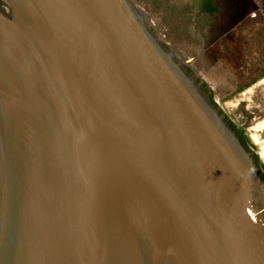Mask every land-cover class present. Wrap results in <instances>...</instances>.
I'll return each instance as SVG.
<instances>
[{
    "label": "water",
    "instance_id": "water-1",
    "mask_svg": "<svg viewBox=\"0 0 264 264\" xmlns=\"http://www.w3.org/2000/svg\"><path fill=\"white\" fill-rule=\"evenodd\" d=\"M0 264H264V178L134 0H0Z\"/></svg>",
    "mask_w": 264,
    "mask_h": 264
},
{
    "label": "rangeland",
    "instance_id": "rangeland-1",
    "mask_svg": "<svg viewBox=\"0 0 264 264\" xmlns=\"http://www.w3.org/2000/svg\"><path fill=\"white\" fill-rule=\"evenodd\" d=\"M134 1L148 14L152 28L163 42L174 47L185 64L211 88L215 104L242 128L259 153V147L249 135L251 127L264 118V84L256 86L257 80L241 90L237 87L242 85L246 64L254 61L256 55H264V38H258L255 28L264 21V0H216L222 4L221 16L232 14L230 18L237 19L235 30L240 37L238 47L232 52L234 56L212 53L213 48H208L211 42L206 33L212 27L211 18L197 17L192 0ZM236 7L239 9L235 10Z\"/></svg>",
    "mask_w": 264,
    "mask_h": 264
},
{
    "label": "flooded vegetation",
    "instance_id": "flooded-vegetation-1",
    "mask_svg": "<svg viewBox=\"0 0 264 264\" xmlns=\"http://www.w3.org/2000/svg\"><path fill=\"white\" fill-rule=\"evenodd\" d=\"M192 1L194 4V8L196 12L195 14L197 17H204L206 19L211 18L212 22L211 21L210 22L212 23V27L210 26L209 31H208L209 33H206V35L209 38V41L211 42V45L208 48H213L212 53H217V54L222 53L225 56H234V53L232 52L235 49V47H238L239 37H240L236 33V30H235L237 19L230 18L232 14H230V16L228 14H226L225 16H221L222 4L220 2H217L216 0H211V5L216 8V11L213 13H207L205 11L206 0H192ZM246 5L249 6V4H246ZM0 8H1V4H0ZM237 9H239V7H236L235 10ZM235 16H238V14H236ZM255 28H256V32H258L257 33L258 38L261 39L262 36L264 38V21L262 20L261 24L257 23V26L255 25ZM247 33H248V30H247ZM255 57L256 59H254V61L250 60V62L252 63L248 62L246 64L247 66H246L245 73L243 72L244 74L243 79L241 78L240 80L242 85L240 87H237L238 90H241L242 88H244L246 85H248L251 82H255V81L257 82V80H258V83H260L261 78H264L263 77L264 75V55L258 54ZM184 67L189 73L196 75L190 66L185 64ZM241 69H244V68H241ZM197 79L204 93L211 99V96H213V92L211 91V88L205 82L201 81L199 78ZM203 85H206V88L208 91H206V88L203 87ZM213 101L215 102L214 98H213ZM255 112L256 111H254L253 113ZM222 114L225 116L223 112ZM228 119L230 120L232 125L236 126V128H233L232 125L228 122L230 126L237 132L242 143L252 153V156L254 157L257 165L260 167L262 177H264V170H262L259 162L256 159L259 153L256 152V150L251 146L250 143L245 142L244 137L241 135L242 128L236 125L229 117Z\"/></svg>",
    "mask_w": 264,
    "mask_h": 264
},
{
    "label": "bare ground",
    "instance_id": "bare-ground-1",
    "mask_svg": "<svg viewBox=\"0 0 264 264\" xmlns=\"http://www.w3.org/2000/svg\"><path fill=\"white\" fill-rule=\"evenodd\" d=\"M262 85L264 84V78L260 82ZM258 83V84H260ZM256 84V86L258 85ZM260 84V85H261ZM255 86V87H256ZM254 88V87H253ZM252 88V89H253ZM250 91V90H249ZM249 91L247 94H249ZM253 92V91H252ZM251 93V91H250ZM252 94V93H251ZM232 103V102H230ZM252 133L249 135L251 140L254 144H256L259 147V155L261 159L264 162V118L258 120L252 127H251ZM263 134V136L261 135Z\"/></svg>",
    "mask_w": 264,
    "mask_h": 264
},
{
    "label": "trees",
    "instance_id": "trees-1",
    "mask_svg": "<svg viewBox=\"0 0 264 264\" xmlns=\"http://www.w3.org/2000/svg\"><path fill=\"white\" fill-rule=\"evenodd\" d=\"M205 8H206L205 11H206L207 13H213V12L216 11V8L213 7V6L211 5V0H206V6H205ZM203 87L206 88V85H203ZM206 91H208L207 88H206ZM211 100L213 101V96H211ZM225 117H226L227 121L231 124L230 120L228 119V116L225 115ZM231 125H232V124H231ZM232 127H233V128H236V126H234V125H232ZM241 135L244 137L245 142L250 143L249 138L245 135V132H244L243 130H242V132H241ZM256 159H257V161L259 162V164H260L262 170H264L263 163H262L261 160L259 159V156H257ZM263 178H264V177H263Z\"/></svg>",
    "mask_w": 264,
    "mask_h": 264
}]
</instances>
